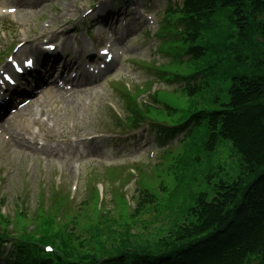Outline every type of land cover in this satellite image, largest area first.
Listing matches in <instances>:
<instances>
[{
  "label": "rangeland",
  "instance_id": "374dc122",
  "mask_svg": "<svg viewBox=\"0 0 264 264\" xmlns=\"http://www.w3.org/2000/svg\"><path fill=\"white\" fill-rule=\"evenodd\" d=\"M139 1L142 2L129 0L128 6L123 1L113 7L114 1L105 0L93 9L91 7L96 0H0V68L7 63V55L13 58L16 54L19 42L30 45L31 49L41 48L45 40L63 47V55L76 67L77 62L83 59L79 57L85 52L84 47L96 53L98 60L90 61H96V66L102 60L97 55L98 47H106L109 43L114 53L112 64L102 81L90 80L88 84L70 86L71 92L69 90L68 93L56 86L44 89L43 93L31 98L27 109L17 113L15 120L8 124L11 127L7 131L0 129V213L11 217L16 205H28L29 211L39 214V192L47 193L53 182L59 184L64 192L69 191L71 183L77 182L74 208L77 209L85 199V209L91 203V193L85 183L90 173L100 171L107 165L128 164L129 167H141L148 176L152 170L153 175V171H160L163 165L168 164L164 156L166 152L170 154L172 151L182 160V153L188 152L189 146L200 145L204 138L203 128L195 131L192 139L184 141L182 146L178 139L165 144L157 143L154 134L148 135V127L132 133L107 134L117 126L114 125L115 117L109 106L121 116V120L126 115L124 99L117 89L124 84L130 85V89L132 85H148L149 81H153V76L146 65L153 62L168 66L172 61L166 53L158 51V39L154 34L155 25L161 18L159 12L166 0H151L149 9H145L152 23H146L143 17H139ZM10 8L15 11L9 14L7 9ZM108 13L110 16H107ZM125 17V35L121 36V25H117V29L115 25L118 19ZM210 24L214 27L212 33H206L209 30L203 33L200 43L214 47L230 46L222 71L234 65L238 73L247 75H257L263 71L262 67L253 66L250 54L238 50L241 46L234 35L237 30L233 25L229 26L224 12L211 17ZM91 27H94L92 31ZM31 49L17 54L19 61L32 55ZM120 51L122 55L119 57ZM241 56H245V59ZM214 57V53L207 52V58ZM185 65L186 62L182 67ZM157 88L161 90L160 100L166 102L174 99L167 92L174 90L176 84L155 80L152 90ZM175 106L179 110L174 115L176 118L181 114L188 117L189 111L183 98L177 100ZM113 133L123 131L117 129ZM24 140L29 142L28 145L23 146ZM229 147L209 154L192 149L191 154L198 155L199 159L192 164L186 162L184 165L190 167L182 168L178 178L173 174L167 177L170 187L175 188L173 202L169 205L168 199H165L157 208H148L142 216L146 227L134 229L125 242H119L118 236H124L129 230L120 224L121 227L112 235H106L108 240L103 245L105 253L113 254L126 248L138 249L144 241L145 244L155 242L166 232L173 216L181 219L182 210L193 203L197 193L204 192L211 198L217 182L237 180L240 176L238 155ZM169 160L172 165L180 166L181 161L177 163L174 158ZM119 170L126 177L123 170ZM136 178L137 174L123 189L134 198L140 187ZM250 178H245V181ZM113 194L106 191L109 198ZM134 198L130 207L135 204ZM49 206L47 203L43 209L47 210ZM108 206L114 205L109 203ZM47 243L55 248L52 241Z\"/></svg>",
  "mask_w": 264,
  "mask_h": 264
},
{
  "label": "trees",
  "instance_id": "16d2710c",
  "mask_svg": "<svg viewBox=\"0 0 264 264\" xmlns=\"http://www.w3.org/2000/svg\"><path fill=\"white\" fill-rule=\"evenodd\" d=\"M167 12L160 30L175 54L191 57L187 62L195 72L174 75L178 83L183 82L182 94L175 100L163 102L154 96L153 104L133 107L125 99L129 127L141 124L146 116L156 122H174L179 112L175 103L183 98L188 117L181 114L169 131H186L190 140L195 131L204 129L203 140L200 145L189 146L185 161L199 158L191 154L192 149L208 154L230 146L238 155L240 176L217 182L211 198L199 192L193 204L183 210L181 219L174 217L152 248L147 245L142 251L100 259L97 256L104 250L106 235H112L120 224L129 231L118 236L119 242H125L134 229L146 227L144 220L129 223L123 217L129 214L124 199L112 213L97 211L95 193L90 192L91 203L84 209L85 201L77 213L68 211L59 225L55 224L57 201L39 200L41 209L32 218L33 230H22L23 234L15 238L14 249L18 253L32 241H52L58 253L32 255V264H264V0H180ZM219 12H224L229 26L236 28L235 38L241 46L238 50L251 55L253 66L262 67L260 74L238 73L236 65L228 73L220 71V55L229 47L215 49L219 56L207 58L211 47L198 42L203 33L214 28L210 18ZM168 128L159 126L165 132ZM47 203L50 206L44 210ZM152 206L157 208L153 187L142 185L130 213L140 219ZM4 222L0 216V223ZM5 238L0 236V245Z\"/></svg>",
  "mask_w": 264,
  "mask_h": 264
},
{
  "label": "bare ground",
  "instance_id": "6f19581e",
  "mask_svg": "<svg viewBox=\"0 0 264 264\" xmlns=\"http://www.w3.org/2000/svg\"><path fill=\"white\" fill-rule=\"evenodd\" d=\"M29 48L31 49L30 45L23 44V45H21V47L18 48L16 53L18 55H20L21 53L26 52ZM12 141L14 142V144H17V141H15L14 139H12ZM26 145H28V142L24 140L23 141V146H26Z\"/></svg>",
  "mask_w": 264,
  "mask_h": 264
},
{
  "label": "snow or ice",
  "instance_id": "6c2138e0",
  "mask_svg": "<svg viewBox=\"0 0 264 264\" xmlns=\"http://www.w3.org/2000/svg\"><path fill=\"white\" fill-rule=\"evenodd\" d=\"M9 11H14V9H9ZM28 63H31V61H29Z\"/></svg>",
  "mask_w": 264,
  "mask_h": 264
}]
</instances>
